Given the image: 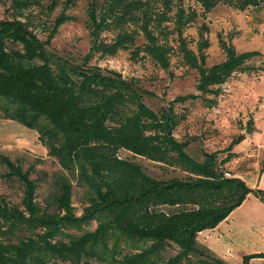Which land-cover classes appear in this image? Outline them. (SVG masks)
Segmentation results:
<instances>
[{
	"label": "trees",
	"instance_id": "obj_1",
	"mask_svg": "<svg viewBox=\"0 0 264 264\" xmlns=\"http://www.w3.org/2000/svg\"><path fill=\"white\" fill-rule=\"evenodd\" d=\"M58 1L62 11L43 41L24 23L0 19V119L37 134L45 157L56 167L36 171L30 164L23 170L21 159L0 155L6 169L1 177L14 179L22 191L18 204L0 199V264H226L202 246L197 235L217 227L248 194L264 203V192L249 189L236 177L225 178L216 153L201 151L200 160L186 153L191 141L173 138L184 117L174 108L183 98L153 112L143 102L154 97L147 88L91 66L89 59L93 53L113 55L132 47L133 57L140 50L165 70L171 48L153 33L162 34L161 22L173 17L182 63L199 73V95L185 99L196 100L203 93L214 96L212 87L222 85L231 73L252 70L246 64L252 54L226 47V59L203 68L204 57L197 62L179 37L181 26L194 15L181 8L183 0H92L86 12L91 49L71 59L54 53L48 44L59 24L70 20L64 10L76 0L10 3L12 13L19 15L44 2L51 12ZM194 2L202 13L218 5L237 11L264 7V0ZM102 32H113L111 41H100ZM138 37L144 42L135 46ZM121 150L128 157H117ZM36 158L34 162L42 161ZM138 159L183 176L151 177ZM38 184L47 190L39 201ZM72 185L84 190L88 203L78 217L70 202ZM91 222L94 229L86 231ZM24 232L32 236L1 244ZM252 258H264V253L244 256L243 264Z\"/></svg>",
	"mask_w": 264,
	"mask_h": 264
},
{
	"label": "rangeland",
	"instance_id": "obj_2",
	"mask_svg": "<svg viewBox=\"0 0 264 264\" xmlns=\"http://www.w3.org/2000/svg\"><path fill=\"white\" fill-rule=\"evenodd\" d=\"M10 1H0V19H14L24 23L29 31L37 35L41 41L49 36L53 19L63 8L58 1L57 7L51 12H47L44 2L39 7H31L17 15L16 12V14L12 13ZM90 1L92 0H76L75 5L64 10V14L69 16L70 20L59 24L55 32L51 34L53 36L49 38L48 48L54 53L78 60L91 49V40L88 28H86V12ZM94 1L100 4L105 0ZM183 1L181 8L184 12H187L188 15L190 11H193L194 15H190L181 26L179 37L186 43V49L197 58L196 61L200 60L199 56L201 55L204 57L203 68L208 69L226 59L224 48L231 47L236 54H252V57L246 62L252 70L231 73L222 85L212 87L215 91L214 96L203 93L200 99H185L189 95H199L196 91L199 73L189 65L182 63L181 54L177 50L179 45L177 34L173 30V10L168 13L172 19L160 24V28L163 30L162 34H159L157 30H154L153 33L160 43L164 42L171 48L167 69L163 70L161 67H157L140 50L133 57L132 47L117 51L113 55L93 53L89 64L104 71L118 73L123 79L133 78L141 87L147 88L154 97L147 98L143 102L153 112H156L164 103L183 98V102L175 104V113L184 115V117L176 125L172 134L173 138L177 141H191V145L186 148V153L198 157L200 160L202 159L201 151L216 153L217 162L221 161L219 167L223 170V176L225 178L236 177L247 185L246 181L249 176L252 177L259 171L264 162V140L244 139L245 141L237 146L235 139L239 136L246 137L245 134L250 128L249 123L254 115L262 112L259 119L264 120V108L261 106L264 99L262 92L264 90V7L237 11L218 5L208 13H202L194 0ZM113 35V32H102L98 39L108 43ZM143 42L142 37H138L134 45L140 46ZM204 42L207 43L206 46H203ZM209 103L212 105L207 107ZM3 131H5L4 128L0 129V132L4 133ZM0 155L8 157L11 161L21 159L23 161L21 169L23 170L30 164H35L36 171L51 172L56 169L51 158L30 153L18 146H0ZM35 157H37L36 159L41 158L42 161L34 162ZM117 157L125 158L128 155L121 150L117 153ZM136 163L151 177L183 176L182 172L176 169L164 170L160 166L144 160L138 159ZM5 172L4 165L0 164V199L11 204H18L22 191L14 179L1 177ZM72 189L70 202L74 216L78 217L88 203L83 189H77L74 185H72ZM36 191L37 201L47 193L44 184H38ZM258 203L260 209H256L250 201L241 210L240 214L243 215H240L239 218V215L233 216L230 230L233 234L229 232L225 236L223 235L224 238L217 246L219 254H215V258L226 264H243L244 256L252 255L254 254L253 249L260 248L253 241H247L249 237L240 235L241 232L237 235L235 233L237 229L241 231L244 226H248L245 222L248 214L255 215L254 221L250 224L254 222L257 224L256 219H261V222L264 223V204ZM94 227L95 223L91 222L85 230L91 231ZM25 236H32V234L24 232L18 238H11V241L2 239L1 244H16L18 239ZM243 240L244 242L241 243ZM246 241L247 243H245ZM226 247L229 248V253ZM249 260L246 264H264V262L256 261L250 263ZM88 264H94V262H88Z\"/></svg>",
	"mask_w": 264,
	"mask_h": 264
},
{
	"label": "crops",
	"instance_id": "obj_3",
	"mask_svg": "<svg viewBox=\"0 0 264 264\" xmlns=\"http://www.w3.org/2000/svg\"><path fill=\"white\" fill-rule=\"evenodd\" d=\"M262 92L264 93V90H262ZM261 106L264 108V99H263V103L261 104ZM261 114L262 112L253 116L252 121L249 123L250 128L245 134L246 137L244 138L240 136L241 139L238 143H236L237 146H239V144L242 141H245L246 139L247 140L252 139L255 141H259L262 139L264 140V120L259 119ZM3 128L5 129V131H3L4 133L0 132V146L1 147L2 146L5 147L7 145L18 146L20 148L22 147L24 150L30 153H33V154L37 153L40 156L45 155L46 149L43 148L38 143V141H36V134H34L33 131L22 127L21 124L19 125L14 121H10L7 119L6 120L0 119V129H3ZM246 182L248 185L247 187L249 189H258L264 192V167L263 169L262 167H260V170L257 171L252 177L249 176ZM246 196L247 197L245 198V200H243L238 207L236 206V208L232 210L231 214H229L223 221H221L220 223L216 225L217 227L211 230L209 229L206 231H202L197 235V239H198L197 241H199L202 246H204L211 254H213V256H215V254H219L217 252V246L220 243V240L224 238L226 233L230 232L232 228L231 223H232L233 216L239 215L238 216L239 218L240 215H243V214H240V212L244 208V206L250 201H251V205L255 206L256 209H260L259 207L260 205L258 203L260 201L258 200L257 197L251 194H248ZM254 216L255 215L251 214L250 216V214H248L245 220L248 226L247 227L244 226V228L241 229V231L237 229V232L235 233L237 235V233L239 234V232H241L240 235L244 237L245 236L249 237V239L247 238V241H250V242L253 241V243L258 244L257 246H259L260 248H256L257 250L253 249L254 250L253 253L259 254V253H264V223L263 221L261 222V219H256L257 224L256 222H254L253 224H250V222L254 221ZM263 218H264V215H263ZM230 234H233V232L231 231ZM247 241L245 243H247ZM243 242L244 240L241 243ZM228 249L229 248L226 247V250L229 253L230 251ZM253 261L264 262V258H252L249 260L250 263Z\"/></svg>",
	"mask_w": 264,
	"mask_h": 264
}]
</instances>
